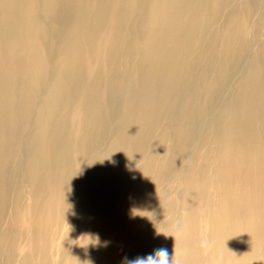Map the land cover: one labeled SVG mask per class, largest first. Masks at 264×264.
I'll use <instances>...</instances> for the list:
<instances>
[{
	"label": "bare ground",
	"instance_id": "6f19581e",
	"mask_svg": "<svg viewBox=\"0 0 264 264\" xmlns=\"http://www.w3.org/2000/svg\"><path fill=\"white\" fill-rule=\"evenodd\" d=\"M263 4L0 0V224L8 228L22 221L32 235L28 264L36 261L38 238L49 245L50 212L60 206L58 198L66 186L62 145L68 149L70 139L67 119H60L65 108L76 122L81 117L82 147L84 140L88 143L101 130L105 136L113 126L115 140L97 161L111 192L129 185L133 177L134 185H148L158 171L161 176L183 175L191 199L188 219L172 244L175 264H264V33L249 59L248 78L240 85L234 82L236 76L225 82L228 57L235 63L245 55L247 59L257 29L264 30ZM230 6L235 12L228 14ZM240 13L252 31L248 41H242ZM231 84L236 90L225 106L223 94ZM203 96L205 104L198 109ZM214 98L222 108L209 124ZM204 129L203 140L211 139L217 150L202 168L195 143ZM25 133L24 150L20 142ZM167 136L172 144L165 143ZM163 149H169L170 157L159 161ZM204 174L207 180L200 178ZM29 188L33 206L22 217L20 201ZM152 194L154 190L144 195L136 219L121 225L125 250L134 245L138 222L146 220L148 212L154 221L161 218ZM200 204L206 215L204 240L197 242L192 230ZM173 207L170 204L169 210ZM101 213L89 216V228ZM99 222L104 225L103 217ZM151 230L152 235L159 232L158 226ZM7 236L20 254L18 240ZM3 238L0 250L9 245ZM48 259L45 255L41 263L48 264ZM74 259L80 264L79 254ZM97 264L107 263L100 259Z\"/></svg>",
	"mask_w": 264,
	"mask_h": 264
},
{
	"label": "rangeland",
	"instance_id": "374dc122",
	"mask_svg": "<svg viewBox=\"0 0 264 264\" xmlns=\"http://www.w3.org/2000/svg\"><path fill=\"white\" fill-rule=\"evenodd\" d=\"M261 9L263 13L264 4ZM232 11L230 6L227 9V13L231 14L230 12ZM238 17H240L241 20L240 30L242 41H248L252 35V31L246 26L244 19L245 15L240 13ZM226 24L227 22L225 23V28ZM263 33L264 30L259 27L255 33L256 42L254 44V50L252 49L250 51L251 53L247 56V59L245 55L241 60L236 62L238 63L236 64L233 61L232 55L228 57L229 61L227 63L229 64L225 67L227 68L225 71V82L229 78L236 76L234 78L236 81L234 82L240 85L243 79L248 78V62L257 51L258 46L261 45ZM247 48L250 50L251 46L248 47L246 45V49ZM216 60L219 61L220 58ZM261 63H264V59H261ZM199 78L200 75L196 73L195 79L197 80ZM234 86V84H231V88L229 87L225 94H223L225 106L229 103L232 94L236 90ZM200 91L201 94L204 95L203 89H200ZM219 101V98H214L213 105L208 110V113L212 115L209 124L213 123L222 108L219 105ZM204 104L205 99L203 96L199 99L197 108L201 109ZM106 106L107 105H105L104 108H106ZM204 109H206L205 106ZM63 111L60 119L64 117L67 119L65 132L69 135L70 139L68 149L62 145V152L64 153L63 164L66 167L68 165V168L63 170V174L66 175V186L58 198L60 206L50 212L51 224H49L48 227L47 239L49 245L45 247V241L38 238L37 247L34 249L36 251H34L36 261H34L33 264H43L41 261L45 255L49 258L48 264H74L76 261L74 255L76 254H79L80 264H97L100 259H104L107 264H122V259H124V257L131 259L136 256H145L160 247L168 249L169 258H172V264H175L173 260L172 244L178 240V232L182 229L184 221L188 219L187 205H189L191 199L188 188L183 185V175L169 172L161 176L158 171L154 172L150 177L151 179L148 185L141 187L134 185L133 182H135V179L133 177L129 185L126 187L123 185L116 186L114 192H111L110 181L107 180L105 177L106 175L98 169L97 161L105 154L110 144L115 140L113 133L110 132L113 130V126L111 128L109 127L110 130L108 129L106 131L105 136L101 137V133H103V130H101L100 132H96L95 136L89 139L88 143L84 140V145L82 147L80 145V138L83 137V125L80 122L81 117H79V122H76L71 116L69 109L65 108ZM203 132L205 133V129L200 132L201 134L196 140L195 147L196 151L201 153V158H203L199 165L205 168L209 162L207 161L209 158L208 156L214 149L217 150V144L210 141L211 139L209 141L203 140ZM27 139L28 135L25 133L23 139H21L22 143L20 142L24 150L26 149L24 146ZM100 139H102V141H100ZM166 142H168L167 145L172 144V138L167 136L165 143ZM67 150L69 153L66 152ZM168 150L165 152L163 149L157 159L159 158V161H161L163 158L170 157ZM215 162H217L216 159ZM137 174L138 172L134 171L133 176ZM205 174L200 175V178L207 180ZM156 179L157 181H155ZM58 184L59 182L54 181V186L57 187V189L59 186ZM219 187L220 185L216 183V189H219ZM32 190V188L26 190L24 198L22 197L20 201V210L22 214L20 215L22 217H24V213L28 215L27 209L33 206L31 205V196L34 194ZM152 190H154V194L152 195L154 199H157L156 203H158L156 204V210L158 211V215H161V218L154 221L153 215L148 212L146 220L138 222V230H136L133 235L134 245L125 250L121 225L123 223H128L131 218L135 217L138 209L142 208L144 195ZM214 198H216V195ZM219 198L220 196L217 194V202ZM43 203L44 201L39 205L36 203V205H38V213L41 212ZM173 203V209L169 210L170 204L172 206ZM205 208L204 204H200L197 216H195L193 221L192 232L197 242L204 240L202 222L206 215L204 214L206 213ZM100 211L102 212L100 218L103 217L105 222H103L104 225H100L102 222H99L100 218L98 217L95 224L89 228L90 224L87 225L89 216L96 214V212L100 213ZM3 217H8L7 213H4ZM30 218L33 219L34 216H30ZM9 221H11L10 218L8 219V222ZM113 222L115 224H113ZM6 226L7 224L5 226L2 223L0 224V237H4L3 239L9 244L6 245L7 248L0 250V264H28L26 261V257L29 253L27 250V243H29V238L30 236L32 237V235L25 230L22 221L21 225L17 223L15 226L10 225L8 228ZM155 226H158L159 232L152 235L150 232H152L151 229ZM11 227L12 229L9 230ZM6 236L9 237L8 239L10 240H18L17 248H21L19 249L21 250L20 254L17 252L18 249L16 250V246L14 247V245L6 239ZM108 251H111L109 257H105L104 254ZM205 256H207V253L203 252V257Z\"/></svg>",
	"mask_w": 264,
	"mask_h": 264
},
{
	"label": "clouds",
	"instance_id": "9594fccd",
	"mask_svg": "<svg viewBox=\"0 0 264 264\" xmlns=\"http://www.w3.org/2000/svg\"><path fill=\"white\" fill-rule=\"evenodd\" d=\"M122 264H172V258H169L167 248L160 247L145 256H136L131 259L124 257Z\"/></svg>",
	"mask_w": 264,
	"mask_h": 264
}]
</instances>
